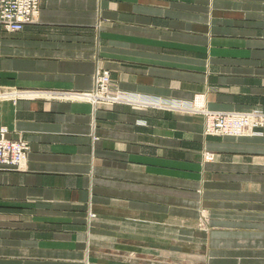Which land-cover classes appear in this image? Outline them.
<instances>
[{
	"label": "crops",
	"instance_id": "crops-1",
	"mask_svg": "<svg viewBox=\"0 0 264 264\" xmlns=\"http://www.w3.org/2000/svg\"><path fill=\"white\" fill-rule=\"evenodd\" d=\"M101 69L130 95L264 111V0H40L35 23L0 28V132L29 147L0 170V264H83L64 254L89 210L88 232L127 251L179 228L201 264H264V130L209 137L199 112L92 103ZM114 250L87 264H127Z\"/></svg>",
	"mask_w": 264,
	"mask_h": 264
},
{
	"label": "rangeland",
	"instance_id": "rangeland-1",
	"mask_svg": "<svg viewBox=\"0 0 264 264\" xmlns=\"http://www.w3.org/2000/svg\"><path fill=\"white\" fill-rule=\"evenodd\" d=\"M39 7H40V0H39ZM37 19V18H36ZM36 19L33 23L36 22ZM31 23V24H33ZM30 25V24H28ZM27 26V25H25ZM24 26V27H25ZM23 27V28H24ZM1 28V27H0ZM22 28V29H23ZM3 29V28H1ZM4 30V29H3ZM5 31V30H4ZM21 31V30H20ZM7 32V31H6ZM19 32V31H18ZM10 33V32H9ZM16 33V32H14ZM102 71H106V70H98L97 74L99 75L100 73H102ZM108 72V71H107ZM109 74V72H108ZM109 79H110V84H109V93H111L110 97H116V95L119 93V97L122 98L121 102H113V104H117V105H127L126 103H129L131 105L129 106H133L136 107L133 103L134 101H139L140 103H145V104H140L139 102L135 103L138 104L140 106H146L147 109H160V108H164L161 110H168L171 111L167 108H176V109H180V110H184L187 112H199L201 113L200 115L203 117V134L205 136H209V137H245V136H249V135H253V136H262L263 135V130H264V117L263 118H257L255 117L254 119L250 116L253 115L254 111H258L257 114H263L264 115V111L260 110V109H256V108H252V109H247V110H234V111H217V110H209L205 107H196V111L193 109L195 108L197 101H193L191 103H185L183 101H171V100H159L157 99L154 100L151 97H146L143 95H130L127 92H123V91H119L115 88H112V84H111V78H110V74H109ZM95 86L94 87L97 92H99L101 90V88L99 87V81L95 80ZM94 89H92V91L90 92H94ZM87 92H80L79 94H84ZM124 98V99H123ZM125 98H129V100L125 99ZM133 101H130L132 100ZM102 102V101H101ZM96 103V102H95ZM148 103V104H146ZM152 103V104H150ZM154 103H156L157 105H155ZM158 107V108H157ZM201 108V109H200ZM207 111V112H204ZM216 113H230L231 116L229 117L228 120L224 119L225 116H222L218 119L216 118L217 116H213L212 114H216ZM250 117V118H248ZM234 118V119H233ZM213 119V126L215 127V129L211 128V129H207L206 125L207 122ZM253 120V121H252ZM227 122L228 127H230L232 124L233 125H250L252 126V131L251 133L247 131H241V128L239 130V133L229 131V130H220L218 127V122ZM244 130H247L248 128L243 126ZM214 158V153L212 152H205L203 155V160L204 161H212ZM15 171H22V170H15ZM87 222H86V226L84 224V227H86V231L84 229V231H80L82 229H80L79 231H77V229H75V233L73 236V242H77L79 241V243H81V249L78 251H68L65 250V258L66 260H71V261H79V262H83V264H87L89 262V248H91L93 251H96L98 253H105V248L108 249L110 247L114 248V253L116 254V256L114 255V257L119 258L120 260L124 261L127 264H201L200 261V243L199 242H193L195 241V239L197 238V236H195L193 233H191V230H181V229H177L176 231L172 230V229H166L164 230V228H160V233H157V231L155 230H151L146 232V239L145 241L139 242L137 244H134L133 246L130 245L129 248H132L130 250H126V248L121 247V245H110L105 243L104 239H103V235L102 234H106L105 233V229L103 228H97L100 234H97V236H100L101 239L99 240L95 234H90L88 232L89 230V221H92L93 219L95 220L96 214L92 213L90 210L87 212ZM210 220H212V217L210 216V214H208V212L206 210H201L198 213V218L196 219V231H202V230H207L208 229V225L210 223ZM85 221V220H84ZM118 221L114 222L117 223ZM67 230V229H66ZM102 235V236H101ZM111 235V233L109 234ZM150 236V237H147ZM153 237V238H152ZM195 237V238H194ZM156 238V239H155ZM159 238V240L157 241V239ZM155 240V241H154ZM142 241V238H141ZM146 247H150V253L155 254L154 259L150 258V259H143L142 258V251L145 250L144 246ZM83 246V247H82ZM162 254V256L160 254ZM163 253H165L163 255ZM161 257H158V256ZM146 257V256H145Z\"/></svg>",
	"mask_w": 264,
	"mask_h": 264
},
{
	"label": "built area",
	"instance_id": "built-area-1",
	"mask_svg": "<svg viewBox=\"0 0 264 264\" xmlns=\"http://www.w3.org/2000/svg\"><path fill=\"white\" fill-rule=\"evenodd\" d=\"M39 14V0H0V27L3 28L5 31L14 33L22 30V28L25 25L31 24L35 21V19L38 17ZM97 80L99 81V87L101 90L96 93L97 90L94 89V92H87L84 94H93L95 93L96 96L99 97V100L104 99H111L112 101L110 103H113L115 101L121 102L118 100H121L122 98L119 97V93L116 95V97H110L111 93H109V74L107 71H102L99 75H96V83ZM96 88V86H95ZM124 99V98H123ZM126 100L129 98H125ZM105 101V100H104ZM130 101H133L130 100ZM107 102V101H106ZM139 102L134 101L133 104ZM124 103V102H121ZM140 103V102H139ZM129 104V103H126ZM145 104V103H140ZM148 104V103H146ZM152 104V103H150ZM157 105L156 103H154ZM257 110L253 112V115H250L253 119L255 117L263 118V114H257ZM225 116L224 119L228 120L231 116L230 113L224 114V113H216L212 114L213 116H217L216 118H220L221 116ZM250 118V117H248ZM234 119V118H233ZM213 119H210L207 122L206 128L207 129H215L213 126ZM253 121V120H252ZM219 129L220 130H229L233 132L232 135H234V132L239 133V130L241 128V131H252V126L250 125H231L228 127L227 122H218ZM243 126L248 128L247 130L243 129ZM29 152L28 144L24 141L17 140H8L5 138V131L2 130L0 132V170H23L26 168L27 164V156Z\"/></svg>",
	"mask_w": 264,
	"mask_h": 264
},
{
	"label": "bare ground",
	"instance_id": "bare-ground-1",
	"mask_svg": "<svg viewBox=\"0 0 264 264\" xmlns=\"http://www.w3.org/2000/svg\"><path fill=\"white\" fill-rule=\"evenodd\" d=\"M85 98L86 99H88V100H90L92 103H95V102H98V101H109V102H111L112 100L111 99H104V100H99V97L98 96H96L95 95V93H93V94H85ZM81 99V98H80ZM82 100V99H81ZM197 106H201V104H197L196 106H195V108H193L195 111H196V107ZM198 108V107H197ZM201 109V108H200ZM204 112H207V111H205L204 110ZM208 113V112H207ZM251 133V132H250Z\"/></svg>",
	"mask_w": 264,
	"mask_h": 264
}]
</instances>
